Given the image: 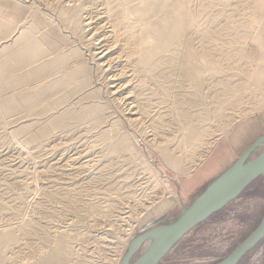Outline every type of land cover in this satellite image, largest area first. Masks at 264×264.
<instances>
[{"label":"rangeland","instance_id":"obj_1","mask_svg":"<svg viewBox=\"0 0 264 264\" xmlns=\"http://www.w3.org/2000/svg\"><path fill=\"white\" fill-rule=\"evenodd\" d=\"M263 110L264 0H0V264L58 240L63 264H119L201 192L179 194L175 163ZM263 215L264 174L160 264H215ZM259 257L264 237L238 264Z\"/></svg>","mask_w":264,"mask_h":264},{"label":"water","instance_id":"obj_2","mask_svg":"<svg viewBox=\"0 0 264 264\" xmlns=\"http://www.w3.org/2000/svg\"><path fill=\"white\" fill-rule=\"evenodd\" d=\"M263 144L264 133L254 139L229 168L211 181L178 218L157 224L134 237L119 264H160L183 236L240 196L251 183L264 174V150L252 156ZM155 233H159L158 239L135 258L138 250ZM263 237L264 215L257 227L215 264H238Z\"/></svg>","mask_w":264,"mask_h":264},{"label":"crops","instance_id":"obj_3","mask_svg":"<svg viewBox=\"0 0 264 264\" xmlns=\"http://www.w3.org/2000/svg\"><path fill=\"white\" fill-rule=\"evenodd\" d=\"M3 6L4 5L2 4V7ZM263 133L264 110L258 112L257 114L246 117L240 122L236 123L226 134H216V140L207 149L210 141L209 139L215 136L208 138V144L205 143V145L200 148L199 153L202 152L203 155L195 166H189V163L192 157L199 154L198 152L196 155L194 154L190 156L189 159L182 161L183 164L175 163V165L179 167L178 170L187 169L185 171L178 172L179 176L176 180L178 183L179 194L182 197H189L194 195L199 190L203 191L211 183V181L223 173L237 160V158L243 153L248 145L252 143L254 139ZM200 193H198V195ZM176 201L177 200H173L167 205H161L160 212L168 210V207L173 206ZM154 214L160 215L163 213ZM203 234H205V232ZM258 259H252L247 264H264V257H259Z\"/></svg>","mask_w":264,"mask_h":264},{"label":"bare ground","instance_id":"obj_4","mask_svg":"<svg viewBox=\"0 0 264 264\" xmlns=\"http://www.w3.org/2000/svg\"><path fill=\"white\" fill-rule=\"evenodd\" d=\"M90 23V22H89ZM145 23V22H144ZM141 44H146L147 42H148V39L147 38H145V37H143L142 39H141ZM144 52H146V51H144ZM110 53V47L108 46V47H104L103 48V50H102V53H100L101 54V57L102 58H105L108 54ZM156 57V56H155ZM121 57L120 56H118V55H116V56H114V57H109V56H107L106 58H105V60L103 61V67H104V71H106V69H109V67L111 66V68H112V65H114V63H117L118 62V60L120 59ZM154 61V60H153ZM149 63H151V62H149ZM161 63L162 62H160V61H155L154 63H152L151 64V68L152 67H156V66H159V65H161ZM117 77H114V80H112L111 81V83L110 82H108V83H110L111 85H109V91L111 92V94H116V93H123V92H125V87H124V85L118 80L119 78H120V72H117L116 74H115ZM110 78V77H109ZM126 97H127V95H126ZM128 98H129V96H128ZM134 101V100H133ZM137 101V100H136ZM132 102V101H131ZM215 138V137H214ZM214 138H212L210 141H209V144H208V147H207V149L211 146V144L214 142ZM206 149V150H207ZM205 152V151H204ZM202 155H203V153L201 152V153H199L198 155H197V157L199 156V158L200 157H202ZM194 165V164H193ZM158 237H159V233H155L152 237H150L148 240L150 241V243H151V245L158 239ZM150 245V246H151ZM65 247V243H64V241L63 240H58V242H57V247H56V249L54 250V251H52L49 255H47V256H45L43 259H42V261H41V263L40 264H63L64 263V252H63V248Z\"/></svg>","mask_w":264,"mask_h":264}]
</instances>
